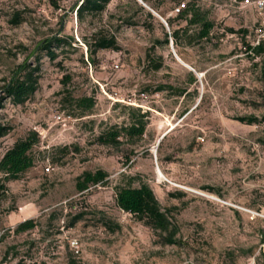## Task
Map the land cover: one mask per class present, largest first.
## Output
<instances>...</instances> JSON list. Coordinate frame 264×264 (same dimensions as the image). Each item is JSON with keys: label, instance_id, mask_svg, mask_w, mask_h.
Segmentation results:
<instances>
[{"label": "rangeland", "instance_id": "obj_1", "mask_svg": "<svg viewBox=\"0 0 264 264\" xmlns=\"http://www.w3.org/2000/svg\"><path fill=\"white\" fill-rule=\"evenodd\" d=\"M182 2L206 12L214 28L197 44L179 34L177 60L160 19L184 29L173 14ZM80 3L0 0V88L25 60L39 67L28 101L1 102L0 124L10 130L0 158L29 132L39 142L33 167L6 183L0 199V264H264V53L247 48L264 46V10L239 0H152L155 11L147 8L158 19L111 0L80 21ZM96 33L114 37L117 50L96 51L90 61L81 39L91 43ZM54 37L77 45L53 48L54 60L33 53ZM85 97L94 106L79 115L74 101ZM131 118L145 125L140 138L96 143ZM98 170L105 182L78 193L77 178ZM127 185L151 189L180 245H162L117 208L114 190ZM29 220L34 229L15 232Z\"/></svg>", "mask_w": 264, "mask_h": 264}, {"label": "trees", "instance_id": "obj_2", "mask_svg": "<svg viewBox=\"0 0 264 264\" xmlns=\"http://www.w3.org/2000/svg\"><path fill=\"white\" fill-rule=\"evenodd\" d=\"M111 0H83L79 5H76L74 10L76 17L81 21L85 15L96 16L105 11L107 5ZM133 6L144 12L147 17L153 18L151 12L154 10L151 6L152 0H129ZM183 3V2H182ZM180 3V4H182ZM180 4L176 5L177 8ZM185 4V3H184ZM151 9V10H149ZM148 9V11H146ZM155 11V10H154ZM174 11V10H173ZM178 19H182L186 23V27L180 30L171 29V22L169 20L164 21L166 28L169 30V34H165V43H168L170 39L172 47H178L181 44V37L179 34H183L189 45L192 43H199L209 39V35L214 28V23L207 17V13L202 11L195 5L184 6L177 15H174ZM20 18L16 15L13 19V25H18ZM195 27V32L188 34V31ZM231 32V31H230ZM83 48H85L88 59L92 61V56L99 50H117L116 41L114 37L104 35L103 33H96L92 36L91 43L86 39H81ZM71 46L77 43L73 37L65 39H59L54 37L38 43L33 53H43L50 60H54L55 54L52 51L53 48H58L60 45ZM250 51L255 55H261L264 53L263 42L256 46H248ZM159 66H155L157 70ZM39 67H31L25 60L19 65L11 74L7 81H3L4 85L0 88V109L2 108L1 102L4 99H9L13 105H22L28 101L38 88L39 81ZM75 108L83 115L90 111L94 106L93 98H80L74 101ZM130 111L132 109H129ZM138 111V110H137ZM134 112V111H131ZM141 119L146 117V113L139 115ZM132 123L128 127H123L120 130L114 132L101 133L96 139V143L105 146H114L118 144L120 137L123 138H140L145 129V125L142 121H137L131 118ZM237 121L245 124H253L256 121L255 118H238ZM9 128L0 124V139L5 137L9 133ZM39 142L37 133L29 132L28 135L16 141L0 158V199L6 190V183L16 181L22 174L31 169L34 165L31 151L34 146ZM108 175L101 171L84 172L76 180V190L78 193L86 191L90 187L101 185L105 182ZM115 204L119 210L124 213L132 215L138 222L154 231L162 245L166 246H178L181 244L178 238L179 229L177 225L172 221L169 213L163 210L158 201L156 200L151 189L146 185H140L138 188H132L130 185L115 188ZM35 228V223L32 220L20 223L15 232L23 233ZM17 264H27L24 261H18Z\"/></svg>", "mask_w": 264, "mask_h": 264}, {"label": "built area", "instance_id": "obj_3", "mask_svg": "<svg viewBox=\"0 0 264 264\" xmlns=\"http://www.w3.org/2000/svg\"><path fill=\"white\" fill-rule=\"evenodd\" d=\"M240 1V4L243 6V7H251L253 6L255 9L259 10V11H262L264 10V0H239ZM185 4L182 3L180 4L177 8L174 9L173 11V14L174 15H177L179 13V11H181L183 8H184ZM260 42L257 41L255 43V46L258 45ZM117 68V66H115V69ZM57 122L60 123V124H63L65 122V120L61 117V116H57ZM46 172L49 171V167H47L45 169ZM246 264H254V260L253 259H250L247 261Z\"/></svg>", "mask_w": 264, "mask_h": 264}, {"label": "water", "instance_id": "obj_4", "mask_svg": "<svg viewBox=\"0 0 264 264\" xmlns=\"http://www.w3.org/2000/svg\"><path fill=\"white\" fill-rule=\"evenodd\" d=\"M83 0H81V2H82ZM139 3H141L140 2V0H137ZM153 15H155L153 12H151ZM158 19H160L157 15H155ZM160 21L162 22V24L166 27V24L164 23V21L163 20H161L160 19ZM170 49H171V51H172V53H173V56L176 58V56H175V54H174V52H173V50H172V43L170 42ZM177 59V58H176ZM161 139L162 138H160L159 140H158V142H157V146H158V144L160 143V141H161ZM156 169H157V167H156Z\"/></svg>", "mask_w": 264, "mask_h": 264}, {"label": "bare ground", "instance_id": "obj_5", "mask_svg": "<svg viewBox=\"0 0 264 264\" xmlns=\"http://www.w3.org/2000/svg\"><path fill=\"white\" fill-rule=\"evenodd\" d=\"M177 60H179L178 58H177ZM180 62V61H179ZM157 171H156V175H157V177L159 178V179H161V178H163V176H162V174L160 173V171L158 170V169H156Z\"/></svg>", "mask_w": 264, "mask_h": 264}]
</instances>
